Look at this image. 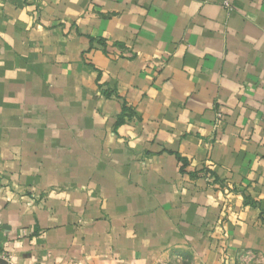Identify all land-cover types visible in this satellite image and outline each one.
<instances>
[{"label": "crops", "instance_id": "1", "mask_svg": "<svg viewBox=\"0 0 264 264\" xmlns=\"http://www.w3.org/2000/svg\"><path fill=\"white\" fill-rule=\"evenodd\" d=\"M223 1L0 0L7 264H264V0Z\"/></svg>", "mask_w": 264, "mask_h": 264}, {"label": "rangeland", "instance_id": "2", "mask_svg": "<svg viewBox=\"0 0 264 264\" xmlns=\"http://www.w3.org/2000/svg\"><path fill=\"white\" fill-rule=\"evenodd\" d=\"M0 256V264H7ZM117 264H200L195 258L193 252L188 249H171L160 255L151 256L143 261H121Z\"/></svg>", "mask_w": 264, "mask_h": 264}, {"label": "built area", "instance_id": "3", "mask_svg": "<svg viewBox=\"0 0 264 264\" xmlns=\"http://www.w3.org/2000/svg\"><path fill=\"white\" fill-rule=\"evenodd\" d=\"M223 5L228 9V10H232L233 9V4L231 0H224L223 1ZM223 116L221 113H218V117H217V121L216 123L219 124L220 121L222 120Z\"/></svg>", "mask_w": 264, "mask_h": 264}]
</instances>
